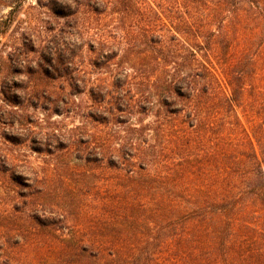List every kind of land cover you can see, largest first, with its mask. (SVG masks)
<instances>
[{"label":"rangeland","instance_id":"obj_1","mask_svg":"<svg viewBox=\"0 0 264 264\" xmlns=\"http://www.w3.org/2000/svg\"><path fill=\"white\" fill-rule=\"evenodd\" d=\"M78 17L38 0H0V264H190L178 247L189 222L157 202L171 191L156 184L167 168L124 158L132 138L146 136L145 150L169 149L175 168L182 151L170 152V134L183 121L161 134L139 107L131 123L95 120L120 99L153 95L159 78H113L118 67H95L88 45L73 66L51 65L55 39L76 41L75 23L91 32L122 24L86 10ZM92 85L103 88L101 101Z\"/></svg>","mask_w":264,"mask_h":264},{"label":"trees","instance_id":"obj_2","mask_svg":"<svg viewBox=\"0 0 264 264\" xmlns=\"http://www.w3.org/2000/svg\"><path fill=\"white\" fill-rule=\"evenodd\" d=\"M38 3L75 21L86 10L122 22L112 26L108 20L109 28L101 32L75 23L73 44L53 39L54 67L73 66L77 52L88 45L95 67H118L113 78H159L153 95L120 99L107 112L92 115L131 123L139 107L141 114H154L155 126L148 129L161 134L173 118L183 121L170 134V152L182 151L175 168L165 159L169 149L145 150L146 136L140 142L132 138L133 149L124 158L142 160V170L167 168L156 184L171 191L157 202H167L189 222L178 246L188 263L264 264V0ZM132 14L138 17L134 24ZM101 89L90 88L96 101L102 100Z\"/></svg>","mask_w":264,"mask_h":264}]
</instances>
